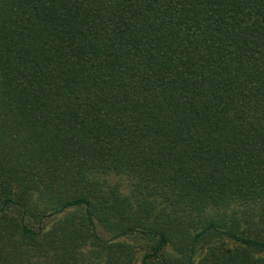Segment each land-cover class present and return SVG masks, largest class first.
<instances>
[{"label":"trees","instance_id":"trees-1","mask_svg":"<svg viewBox=\"0 0 264 264\" xmlns=\"http://www.w3.org/2000/svg\"><path fill=\"white\" fill-rule=\"evenodd\" d=\"M0 264H264V0H0Z\"/></svg>","mask_w":264,"mask_h":264}]
</instances>
